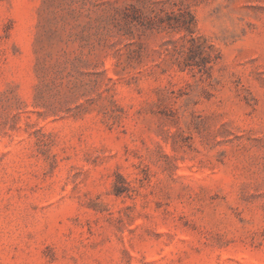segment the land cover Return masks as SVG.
Masks as SVG:
<instances>
[{
    "label": "rangeland",
    "instance_id": "1",
    "mask_svg": "<svg viewBox=\"0 0 264 264\" xmlns=\"http://www.w3.org/2000/svg\"><path fill=\"white\" fill-rule=\"evenodd\" d=\"M0 264H264V0H0Z\"/></svg>",
    "mask_w": 264,
    "mask_h": 264
}]
</instances>
